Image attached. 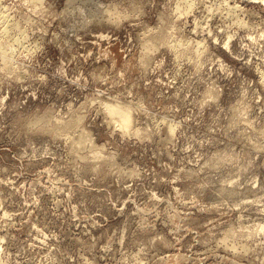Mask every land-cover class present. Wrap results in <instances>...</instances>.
<instances>
[{
	"label": "rangeland",
	"instance_id": "rangeland-1",
	"mask_svg": "<svg viewBox=\"0 0 264 264\" xmlns=\"http://www.w3.org/2000/svg\"><path fill=\"white\" fill-rule=\"evenodd\" d=\"M0 4V264H264V0Z\"/></svg>",
	"mask_w": 264,
	"mask_h": 264
},
{
	"label": "bare ground",
	"instance_id": "bare-ground-1",
	"mask_svg": "<svg viewBox=\"0 0 264 264\" xmlns=\"http://www.w3.org/2000/svg\"><path fill=\"white\" fill-rule=\"evenodd\" d=\"M42 0H34V2L37 4V3H39V2H41ZM1 5V4H0ZM229 7L230 6H228V9H229ZM237 8H238V6H236ZM4 8V7H3ZM231 8H233L232 6H231ZM230 8V9H231ZM1 9H2V7H1ZM230 9L228 10V11H230ZM5 10V9H4ZM233 10H234V8H233ZM235 11H236V9H235ZM237 12H239V11H237ZM227 13H229V12H227ZM235 13V12H234ZM229 14H231V13H229ZM239 14V13H238ZM232 15H233V13H232ZM237 15V14H236ZM7 20H9L8 19V15H6L5 14V12H2V10H0V22L1 23H7ZM9 22V21H8ZM12 22V21H11ZM10 24V23H9ZM2 26V25H1ZM4 26H6V25H4ZM13 26H14V24H13ZM10 27H11V25H10ZM5 28V27H4ZM4 28H3V31H4ZM12 29V28H11ZM7 30H9V29H7ZM6 29H5V32L7 31ZM0 32H2V30L0 31ZM7 33H9V32H7ZM8 35V34H7ZM3 38V37H2ZM3 55H4V53H3ZM6 55V54H5ZM6 57V56H5ZM11 61V60H10ZM6 63H10V62H5V64ZM11 64V63H10ZM264 74V73H263ZM263 76V75H262ZM110 112V114L111 115H117V116H119L120 117V119H121V121H122V123H121V121H120V123L121 124H123V125H125V127H128V126H130V125H128L129 123H130V120H129V114L128 113H125L124 111H121V110H118V109H115V108H113V109H108ZM109 115V114H108ZM115 117V116H114ZM114 117H112V119L114 118ZM117 119V118H116ZM119 123V124H120ZM118 124V123H117ZM121 126V125H120ZM124 127V128H125ZM123 128V129H124ZM128 128H130V127H128ZM127 129V128H126ZM126 131V130H125Z\"/></svg>",
	"mask_w": 264,
	"mask_h": 264
}]
</instances>
